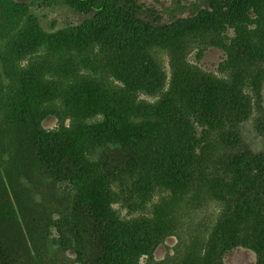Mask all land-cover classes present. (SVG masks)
<instances>
[{"label": "trees", "instance_id": "trees-1", "mask_svg": "<svg viewBox=\"0 0 264 264\" xmlns=\"http://www.w3.org/2000/svg\"><path fill=\"white\" fill-rule=\"evenodd\" d=\"M43 1L93 14L70 29V36L98 42L108 57L101 70L124 89L110 92L89 81L73 86L75 114H83L88 123L71 131L42 128L53 113L34 119L36 110L29 104L35 102L36 91L27 90V82L20 102L7 104L17 122L7 119L0 127L9 131L8 148L15 146L8 152L10 161L26 168L18 171L19 179L32 187L33 170L39 171L36 185L47 188L48 199L66 204L58 220L52 213L45 215V232H39L41 216L22 204L16 189L13 204L8 183L1 179L0 264H19L23 258L26 264H42L62 246L76 254L77 264H141L144 258L146 264H224L239 248L254 252L256 264H264V0H208V10L160 28L142 19L147 15L133 0ZM8 13L0 11V21ZM194 42L224 52L220 71L234 72L233 86L186 65ZM162 50L171 57L170 79L159 59ZM244 65L256 71L255 77L250 74V85L262 115L251 128L245 119L251 101L243 95L237 74ZM144 95L153 105L139 101ZM217 142L218 158L212 152ZM8 182L12 187L10 177ZM210 183L224 210L211 246L189 247L184 255L182 247L168 261H154L168 234L160 237L150 218L126 221L114 209L116 191L122 211L132 216L147 210L158 189L176 195ZM52 229L58 238H52Z\"/></svg>", "mask_w": 264, "mask_h": 264}, {"label": "rangeland", "instance_id": "rangeland-1", "mask_svg": "<svg viewBox=\"0 0 264 264\" xmlns=\"http://www.w3.org/2000/svg\"><path fill=\"white\" fill-rule=\"evenodd\" d=\"M133 1L147 15L141 16L142 19L159 28L173 23L174 20L191 19L199 11H206L209 7L208 0ZM2 10L9 13L0 21V124H4L7 119L17 122L10 117L7 104L17 105V101L20 102L23 82L28 83L25 85L27 90L36 91L35 102L29 104L33 106L34 111L36 110L34 119L53 113L41 123L45 131H57L62 128L71 131L88 123L84 120L83 114H75L72 105L74 103L72 101L73 86L86 84L89 81L102 85L110 92L124 89V86L111 73L101 70V67L108 62V57L98 42L70 36V29L90 21L93 14L77 13L63 4H50L43 0H0V11ZM228 34L233 35L232 31ZM203 48L205 52L198 59L199 50ZM225 58L226 55L221 49L194 42L190 51L186 53L185 63L190 66L195 65L203 72L214 75L217 80L233 86L234 80L236 81L234 72L229 69L220 71V64ZM159 59L170 79L169 52L160 51ZM242 67L244 71L237 74L241 81L243 95L248 98V102L251 101L245 116L247 127L251 128V123H255L260 116L262 117L257 112L256 95L250 85L251 75L254 76L256 71L251 69V66ZM261 95L264 106V84ZM139 101L148 102L150 105L154 103L152 98L145 95L141 96ZM14 126L17 127V125ZM9 138L8 129L0 127V193L3 191L1 187V179H3L8 183L9 196L13 204L17 203L13 194V190L16 189L21 195L19 200L22 204H29L32 213L41 216L39 232H45L43 230L47 222L45 215L52 213L53 219L58 220V213L65 208L66 203L61 207L62 203L57 204L55 200L46 197L47 188L35 183L38 182L39 171L33 170L32 187L22 183L18 171L24 172L26 168L10 161L8 152L14 151L15 146L13 150L8 148ZM219 145H221L220 142H217L212 147L216 158L219 157ZM220 151L223 150L220 149ZM224 172L225 169L221 166L220 180L225 179ZM8 177L12 180V187ZM214 183L208 184L207 188H194V192H191L192 188L188 187L176 195L171 191L158 189L157 196L148 204L147 210L132 216L127 214V211H122L121 197L116 191L119 199L116 200L114 209L126 221H132L139 216L150 218L151 224L160 229V237L168 234L154 254L155 262L168 261L177 252H181L182 247H184L182 251L184 255L189 251V247L200 249L211 246L213 235L223 219H221L222 214L224 215L223 208H220L213 194ZM159 220L164 225H161ZM54 237L58 238L59 234L52 229V238ZM62 247L54 248L52 254L57 253L56 257L51 260L45 257L42 264H77L76 254L73 251L66 252ZM147 261L148 259L144 258L141 264H146ZM26 263V258L19 262V264ZM224 264H256V255L250 250L239 248L226 256Z\"/></svg>", "mask_w": 264, "mask_h": 264}]
</instances>
